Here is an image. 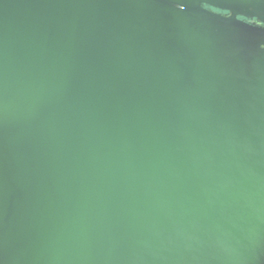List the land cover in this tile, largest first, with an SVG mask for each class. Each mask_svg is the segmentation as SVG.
Returning <instances> with one entry per match:
<instances>
[{"label": "water", "instance_id": "95a60500", "mask_svg": "<svg viewBox=\"0 0 264 264\" xmlns=\"http://www.w3.org/2000/svg\"><path fill=\"white\" fill-rule=\"evenodd\" d=\"M264 0H0V264H264Z\"/></svg>", "mask_w": 264, "mask_h": 264}, {"label": "flooded vegetation", "instance_id": "af4514ba", "mask_svg": "<svg viewBox=\"0 0 264 264\" xmlns=\"http://www.w3.org/2000/svg\"><path fill=\"white\" fill-rule=\"evenodd\" d=\"M240 20L246 22V23H249V24H253L255 26H263L261 23H259L257 20L255 19H249V18H244V17H239Z\"/></svg>", "mask_w": 264, "mask_h": 264}]
</instances>
